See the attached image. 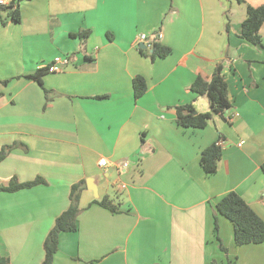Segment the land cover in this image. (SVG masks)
<instances>
[{"label":"crops","instance_id":"0c3cea01","mask_svg":"<svg viewBox=\"0 0 264 264\" xmlns=\"http://www.w3.org/2000/svg\"><path fill=\"white\" fill-rule=\"evenodd\" d=\"M247 4L264 0H20L18 21L0 6V149L16 144L0 160V185L44 180L0 191V259L40 264L71 185L84 180L77 229L59 234L51 264H211L217 237L226 264H264V241L236 245L232 223L214 218L233 190L264 220V22L260 43L240 37ZM156 31L171 51L150 59L135 37ZM54 56L69 62L42 75L55 92L45 104L27 75ZM217 64L230 107L204 127L178 125L179 105L210 112L190 85ZM136 75L146 83L138 98ZM218 140L222 155L207 174L200 154ZM104 196L116 212L94 202Z\"/></svg>","mask_w":264,"mask_h":264},{"label":"trees","instance_id":"16d2710c","mask_svg":"<svg viewBox=\"0 0 264 264\" xmlns=\"http://www.w3.org/2000/svg\"><path fill=\"white\" fill-rule=\"evenodd\" d=\"M243 2L244 0H238ZM19 2V1H18ZM18 2L15 6H3L2 9L9 10L11 17L19 20ZM264 22V4L253 6L247 4L246 15L241 22L240 37L246 41L256 45L261 42L259 29ZM89 30L79 31L73 33L74 36L85 38ZM149 50H152L151 52ZM139 51L144 56H149L150 59L156 57H165L171 51L170 47L162 45L158 41L155 42L151 48L140 49ZM222 66L217 64L213 74L210 77L197 75L190 85V89L197 95L205 96L210 105V112L194 113V108L191 104L179 105L176 107V123L184 127H204L212 114H219L224 116L225 111L230 107L228 98L227 83L221 73ZM47 68H40L33 74H28L42 86L45 96V104L50 98L55 95V92L44 88L42 85V75L47 72ZM7 80L1 81L5 84ZM132 88L134 98L140 97L146 90V83L142 76L136 75L132 79ZM16 144L5 145L0 149V160H2ZM222 155V148L216 142H213L204 148L200 154V165L207 174L214 173L217 164ZM264 172V162L261 164ZM38 183H44V180L37 176L33 180L20 182L13 176L10 178L8 184L0 185V191L14 192L22 188H28ZM84 187V180H80L71 185L69 194V205L62 211L54 221L53 226L48 231L44 240V258L40 264H51L53 255L57 251L58 236L61 232H70L77 229V216L81 211L79 207L80 193ZM95 203L108 209L110 212L118 210V203H114L112 199L107 196L99 200H94ZM217 213L225 216L233 226V240L236 245H243L248 243H262L264 241V220L248 205V203L235 191H229L215 202L214 218ZM218 226L215 220L214 230L217 231ZM219 241V248L227 253V248ZM0 264H9L8 260L0 259ZM211 264H218L214 259ZM227 264L233 262L227 258Z\"/></svg>","mask_w":264,"mask_h":264},{"label":"built area","instance_id":"2783aa9c","mask_svg":"<svg viewBox=\"0 0 264 264\" xmlns=\"http://www.w3.org/2000/svg\"><path fill=\"white\" fill-rule=\"evenodd\" d=\"M20 0H0V6H15L16 2H18ZM162 37V34L160 31H156L153 33V35H148L147 33H139L136 35L135 37V44L138 45L139 42H143L146 46V49H149L152 47V45L157 42L158 40H160V38ZM69 62V58L68 56H54L52 59V62L45 68H47L48 71L50 72H59L61 70H63L64 66ZM226 119L230 120V118L232 117L230 114L226 113L225 114ZM217 143L219 145H222L223 142L222 141H217ZM242 141L238 142V145H241ZM99 164L100 165H105L106 164V159L105 158H101L99 160ZM119 168H127L130 165V161L129 160H122L120 162H118L116 164Z\"/></svg>","mask_w":264,"mask_h":264},{"label":"rangeland","instance_id":"374dc122","mask_svg":"<svg viewBox=\"0 0 264 264\" xmlns=\"http://www.w3.org/2000/svg\"><path fill=\"white\" fill-rule=\"evenodd\" d=\"M218 246V249L220 250L219 248V245ZM226 247V246H225ZM216 255L214 256V260L218 263V264H226L225 263V252L220 250V251H216ZM234 256V255H233ZM213 260V259H212ZM211 260V261H212Z\"/></svg>","mask_w":264,"mask_h":264},{"label":"water","instance_id":"95a60500","mask_svg":"<svg viewBox=\"0 0 264 264\" xmlns=\"http://www.w3.org/2000/svg\"><path fill=\"white\" fill-rule=\"evenodd\" d=\"M138 48H140V49H146V46H145V44L143 43V42H139L138 43ZM152 50H150V52H151Z\"/></svg>","mask_w":264,"mask_h":264}]
</instances>
